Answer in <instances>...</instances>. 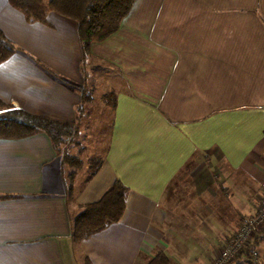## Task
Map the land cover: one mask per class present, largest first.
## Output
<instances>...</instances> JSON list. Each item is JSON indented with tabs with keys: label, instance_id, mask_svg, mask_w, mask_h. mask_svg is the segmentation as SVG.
Segmentation results:
<instances>
[{
	"label": "crops",
	"instance_id": "1",
	"mask_svg": "<svg viewBox=\"0 0 264 264\" xmlns=\"http://www.w3.org/2000/svg\"><path fill=\"white\" fill-rule=\"evenodd\" d=\"M46 21L0 0L17 48L0 99L67 123L85 106L69 149L83 166L64 165L44 133L0 139V264H147L160 252L212 264L264 196V0H136L85 58L76 23ZM91 160L102 166L88 179ZM115 181L128 189L121 220L72 241L81 207ZM250 247L264 264V226Z\"/></svg>",
	"mask_w": 264,
	"mask_h": 264
},
{
	"label": "trees",
	"instance_id": "2",
	"mask_svg": "<svg viewBox=\"0 0 264 264\" xmlns=\"http://www.w3.org/2000/svg\"><path fill=\"white\" fill-rule=\"evenodd\" d=\"M135 1L7 0L12 8L23 15L27 23L47 24L46 17L49 13L76 23L83 58L88 56L92 44L102 42L119 29ZM16 51L15 45L0 30V65ZM89 94L84 91L82 104L90 100ZM102 101L108 107L116 106V96L113 93L104 95ZM82 112V107H80L76 122L67 123L14 109L0 99V139L17 140L44 133L61 156L62 163L74 170H80L83 162L80 158L71 156L69 147L74 144ZM88 165V179H90L100 170L102 162L91 160ZM127 195L128 189L119 181H115L99 200L83 205L80 213L71 223L72 241L79 242L87 239L118 223L126 208ZM243 253L245 264H250L253 259L251 247L249 246ZM147 264H171V261L160 252Z\"/></svg>",
	"mask_w": 264,
	"mask_h": 264
},
{
	"label": "built area",
	"instance_id": "3",
	"mask_svg": "<svg viewBox=\"0 0 264 264\" xmlns=\"http://www.w3.org/2000/svg\"><path fill=\"white\" fill-rule=\"evenodd\" d=\"M264 226V196L259 202L255 214L245 221L224 245L220 255L212 264H228L239 252L243 253L253 241L255 235ZM253 257L256 253L252 251Z\"/></svg>",
	"mask_w": 264,
	"mask_h": 264
},
{
	"label": "rangeland",
	"instance_id": "4",
	"mask_svg": "<svg viewBox=\"0 0 264 264\" xmlns=\"http://www.w3.org/2000/svg\"><path fill=\"white\" fill-rule=\"evenodd\" d=\"M47 1V0H46ZM84 91H90V89L88 88V89H85ZM7 104V103H6ZM9 105V104H8ZM95 106H98V105H95ZM83 108V112H82V115H81V118L84 116V111H85V106L84 107H82ZM97 130H98V128H97ZM95 131V130H94ZM70 149H72L71 148V146L69 147Z\"/></svg>",
	"mask_w": 264,
	"mask_h": 264
}]
</instances>
